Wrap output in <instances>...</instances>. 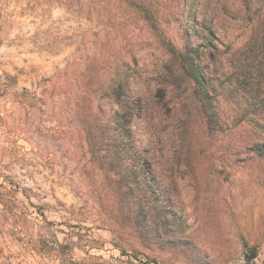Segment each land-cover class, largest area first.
<instances>
[{
    "label": "rangeland",
    "instance_id": "rangeland-1",
    "mask_svg": "<svg viewBox=\"0 0 264 264\" xmlns=\"http://www.w3.org/2000/svg\"><path fill=\"white\" fill-rule=\"evenodd\" d=\"M196 12L219 49L215 128L190 87L170 92L161 76ZM253 63L262 92L264 0H0V264H127L114 240L180 264L125 232L117 241L102 221L112 200L83 127L99 150V125L119 106L106 99L89 114L87 93L119 77L128 95L157 94L154 118L132 134L153 148L161 216L182 214L201 254L222 264H253L244 243L264 258V110L236 92L238 80L253 95Z\"/></svg>",
    "mask_w": 264,
    "mask_h": 264
},
{
    "label": "trees",
    "instance_id": "trees-1",
    "mask_svg": "<svg viewBox=\"0 0 264 264\" xmlns=\"http://www.w3.org/2000/svg\"><path fill=\"white\" fill-rule=\"evenodd\" d=\"M200 21L199 13L196 12L193 25L186 31L180 48L172 42L169 43L171 49L169 63L161 72V76L164 79H170L174 85L170 92L182 87L186 92L190 87L191 94L194 95L192 97L204 111L206 125L209 128H215L219 121L213 98L219 97L220 93L219 86L216 84L219 74L214 66L218 61L219 49L212 29L202 25ZM203 26L206 33L201 34L203 42L199 44L194 37L198 36L199 28ZM258 67L253 63V80H256L253 81V95L252 87L238 80H236L238 82L236 92L246 96L250 106L256 105L262 111L264 110V90L261 92L256 88L262 83L261 81L257 83L261 76ZM238 76L240 77L239 74ZM117 79V87L109 84L106 88H101L102 90L97 88L94 91L95 97L87 93L90 94L89 114H92L96 108L101 112L102 103L106 99H113L119 106L113 116L104 118V124L101 122L99 125L107 134L108 142L104 145L100 142L99 150L92 151V133L83 127L85 144L89 145L91 153L97 156L99 169L106 177L109 198L112 200V213L108 215L109 217L102 218L103 224L109 228L117 241H122L125 232L149 251L171 253L177 257L180 264H222L220 257L212 258L201 254L197 243L187 235L182 214L173 211L170 219L161 216L163 211H160L156 204V193L159 188L153 148L146 146L141 149L136 146L132 134L133 123L138 118H148V114L149 119L154 118V106L159 104L156 102L157 94L142 91L137 92L133 97L128 95L126 91L128 88L123 78ZM244 79L247 80L246 77ZM102 112L104 113V110ZM100 140H103L102 136ZM255 147L258 150L262 148L258 144ZM113 243L119 247L121 254L129 259L127 264L151 262L165 264L156 257H152L147 250L142 251L131 243V250H127L118 242L115 243V240ZM243 248L247 262L253 260V264H264V258H259L256 246L244 243ZM138 253H142L143 258L138 257ZM95 257L100 261L97 264H117L102 256Z\"/></svg>",
    "mask_w": 264,
    "mask_h": 264
}]
</instances>
